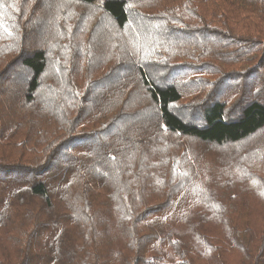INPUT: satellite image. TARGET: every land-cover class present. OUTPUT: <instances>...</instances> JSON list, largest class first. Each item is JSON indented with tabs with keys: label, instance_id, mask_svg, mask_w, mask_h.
Returning <instances> with one entry per match:
<instances>
[{
	"label": "trees",
	"instance_id": "obj_1",
	"mask_svg": "<svg viewBox=\"0 0 264 264\" xmlns=\"http://www.w3.org/2000/svg\"><path fill=\"white\" fill-rule=\"evenodd\" d=\"M62 1L111 23L103 35L127 62L96 109L88 84L47 75L42 48L3 79L19 117L56 128L18 169L0 166V264H264V204L246 217L229 189L236 171L264 190V0ZM19 125L0 131V149ZM243 144L224 160V203L210 167Z\"/></svg>",
	"mask_w": 264,
	"mask_h": 264
},
{
	"label": "rangeland",
	"instance_id": "obj_2",
	"mask_svg": "<svg viewBox=\"0 0 264 264\" xmlns=\"http://www.w3.org/2000/svg\"><path fill=\"white\" fill-rule=\"evenodd\" d=\"M9 2L12 0L5 3L0 9L2 11L0 19L11 32V35H8L3 31V27H0V131L4 129L6 133L14 127L13 124L17 121L20 122V125L17 127V141L11 146V142L6 140L3 147L1 146L0 166L18 169L25 159L28 161V157L33 156L32 146L34 143L42 140L43 135L51 133L56 128V124L42 120L43 128H41V132H38L30 118L19 117L20 113L15 109L17 98L10 96L15 90L12 93L3 90V79L15 77L18 72L17 57L21 53L25 54L34 49H45L49 61L47 75L61 70L62 79L71 80L80 90H83L84 83L88 84L86 88L92 89L94 94L92 98L95 99L92 105L96 109L104 103L105 96L113 94L114 87L122 79L120 74L115 75V72L108 74V72L118 62L126 63L128 54L119 46L110 47L108 45L112 37L107 38L103 34L112 30V24L105 23L103 18L100 20L94 18L97 14L92 8L64 3L62 0H13L12 4L8 6ZM124 35L126 34L124 33ZM168 57L174 60L180 59L178 54L171 53L168 54ZM132 73V70L129 69L124 74L123 77L126 78V81L131 78ZM86 116H88V112ZM245 147L246 144L238 145V149L236 146L223 148L219 155V151L217 152L216 157H218H214L215 162L210 167V170L213 168L210 174L213 177L211 180L212 189L215 191L216 197L224 203H226V197L222 190L225 187L226 178L229 176L227 168L224 167L226 164L224 160ZM248 164L251 168L259 166L255 162ZM215 166L219 169L218 171ZM143 176L147 175L143 173ZM159 181L158 178L153 179L147 187V191L149 193L157 192ZM252 184L248 180L242 182L236 171L232 173L229 182V189L239 199V207L241 208L243 205L242 212L246 217H255L257 214H261L264 204V190ZM212 194L214 196V193ZM20 219L29 222V216L20 215L14 224H18ZM220 223L221 221L214 217H208L206 220L212 234L224 237V229ZM233 264H237V261H234Z\"/></svg>",
	"mask_w": 264,
	"mask_h": 264
},
{
	"label": "snow or ice",
	"instance_id": "obj_3",
	"mask_svg": "<svg viewBox=\"0 0 264 264\" xmlns=\"http://www.w3.org/2000/svg\"><path fill=\"white\" fill-rule=\"evenodd\" d=\"M0 16H2V11H0ZM0 27H3V31L5 33H7L8 35H11L9 28L3 24L2 19H0Z\"/></svg>",
	"mask_w": 264,
	"mask_h": 264
}]
</instances>
